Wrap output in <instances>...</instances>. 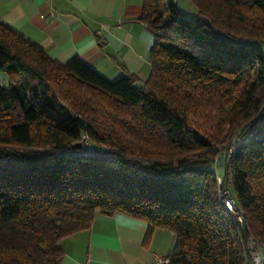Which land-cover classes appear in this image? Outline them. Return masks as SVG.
I'll list each match as a JSON object with an SVG mask.
<instances>
[{"label":"trees","instance_id":"1","mask_svg":"<svg viewBox=\"0 0 264 264\" xmlns=\"http://www.w3.org/2000/svg\"><path fill=\"white\" fill-rule=\"evenodd\" d=\"M190 2L142 0L144 80L59 62L0 21V264H59L63 237L116 212L173 232L172 264H253L251 239L264 264V0Z\"/></svg>","mask_w":264,"mask_h":264},{"label":"crops","instance_id":"2","mask_svg":"<svg viewBox=\"0 0 264 264\" xmlns=\"http://www.w3.org/2000/svg\"><path fill=\"white\" fill-rule=\"evenodd\" d=\"M142 0H0V21L41 45L53 59L79 57L107 79L150 72L153 33L138 20ZM145 219L96 214L89 228L63 237L59 264H149L171 254L175 235Z\"/></svg>","mask_w":264,"mask_h":264},{"label":"built area","instance_id":"3","mask_svg":"<svg viewBox=\"0 0 264 264\" xmlns=\"http://www.w3.org/2000/svg\"><path fill=\"white\" fill-rule=\"evenodd\" d=\"M80 141L85 145H89L91 142L90 138L86 134H82ZM217 181L221 184L222 180L220 176H217ZM219 197L224 208L233 213L239 221H242L243 217L240 212L237 211L235 199L228 187H220ZM247 255L253 264H262L260 247L257 242L252 239L249 240L247 244ZM149 264H172L171 254H155Z\"/></svg>","mask_w":264,"mask_h":264},{"label":"rangeland","instance_id":"4","mask_svg":"<svg viewBox=\"0 0 264 264\" xmlns=\"http://www.w3.org/2000/svg\"><path fill=\"white\" fill-rule=\"evenodd\" d=\"M178 3V6L181 10L183 11H189L193 10L194 7L190 0H175ZM262 49H264V44H262ZM110 80V79H109ZM94 116H96L95 124L98 126L100 130L103 131H110L114 129V124H113V117L112 113L108 110L105 109H98L94 112Z\"/></svg>","mask_w":264,"mask_h":264},{"label":"water","instance_id":"5","mask_svg":"<svg viewBox=\"0 0 264 264\" xmlns=\"http://www.w3.org/2000/svg\"><path fill=\"white\" fill-rule=\"evenodd\" d=\"M81 146V143L80 142H77L75 145H74V148H79ZM237 211L239 212V209H237Z\"/></svg>","mask_w":264,"mask_h":264}]
</instances>
